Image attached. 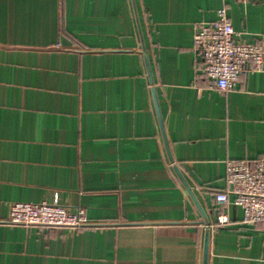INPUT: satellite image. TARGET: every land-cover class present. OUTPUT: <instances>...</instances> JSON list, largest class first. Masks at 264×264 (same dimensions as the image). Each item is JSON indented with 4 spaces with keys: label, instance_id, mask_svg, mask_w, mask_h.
<instances>
[{
    "label": "crops",
    "instance_id": "crops-1",
    "mask_svg": "<svg viewBox=\"0 0 264 264\" xmlns=\"http://www.w3.org/2000/svg\"><path fill=\"white\" fill-rule=\"evenodd\" d=\"M222 4L264 40V0H0V220L57 193L95 223L0 221V264H264V224L213 199L264 156V71L220 92L198 69Z\"/></svg>",
    "mask_w": 264,
    "mask_h": 264
},
{
    "label": "built area",
    "instance_id": "built-area-1",
    "mask_svg": "<svg viewBox=\"0 0 264 264\" xmlns=\"http://www.w3.org/2000/svg\"><path fill=\"white\" fill-rule=\"evenodd\" d=\"M192 42L201 58L198 69L206 78L209 88L225 92L236 85L242 74L264 71V40H243L240 32L233 28L224 4L216 9L213 21L197 24ZM226 181L228 187L213 194L217 207L223 209L231 195L232 202L242 208V223L264 224V156L254 160H227ZM0 221L13 225H45L75 230L95 224L87 217L83 207L62 204L57 193L51 200L12 202L7 216ZM227 221L226 214L220 212L215 224L207 223L206 226L212 229Z\"/></svg>",
    "mask_w": 264,
    "mask_h": 264
},
{
    "label": "water",
    "instance_id": "water-1",
    "mask_svg": "<svg viewBox=\"0 0 264 264\" xmlns=\"http://www.w3.org/2000/svg\"><path fill=\"white\" fill-rule=\"evenodd\" d=\"M207 224V223H206Z\"/></svg>",
    "mask_w": 264,
    "mask_h": 264
}]
</instances>
